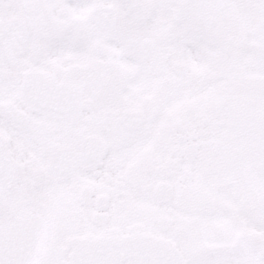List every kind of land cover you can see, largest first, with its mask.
Masks as SVG:
<instances>
[{
  "label": "snow or ice",
  "instance_id": "6c2138e0",
  "mask_svg": "<svg viewBox=\"0 0 264 264\" xmlns=\"http://www.w3.org/2000/svg\"><path fill=\"white\" fill-rule=\"evenodd\" d=\"M0 264H264V0H0Z\"/></svg>",
  "mask_w": 264,
  "mask_h": 264
}]
</instances>
